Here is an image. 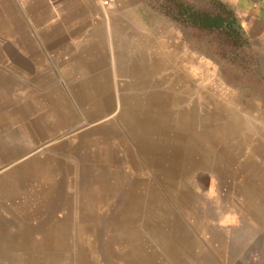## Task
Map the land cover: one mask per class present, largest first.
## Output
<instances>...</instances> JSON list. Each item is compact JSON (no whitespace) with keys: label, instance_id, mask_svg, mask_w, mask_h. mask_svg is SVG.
<instances>
[{"label":"rangeland","instance_id":"rangeland-1","mask_svg":"<svg viewBox=\"0 0 264 264\" xmlns=\"http://www.w3.org/2000/svg\"><path fill=\"white\" fill-rule=\"evenodd\" d=\"M173 23L177 62L141 53L82 110L6 133L0 264H264V79Z\"/></svg>","mask_w":264,"mask_h":264},{"label":"crops","instance_id":"crops-1","mask_svg":"<svg viewBox=\"0 0 264 264\" xmlns=\"http://www.w3.org/2000/svg\"><path fill=\"white\" fill-rule=\"evenodd\" d=\"M221 1L240 20L264 79V0ZM152 2L0 0V147L8 132L33 131L36 116L82 110L83 98L118 82L116 69L141 53L169 50L177 62L178 27Z\"/></svg>","mask_w":264,"mask_h":264},{"label":"trees","instance_id":"trees-1","mask_svg":"<svg viewBox=\"0 0 264 264\" xmlns=\"http://www.w3.org/2000/svg\"><path fill=\"white\" fill-rule=\"evenodd\" d=\"M212 9H199L183 0H161L162 9L178 24L209 35H219L225 44L243 53L251 42L235 12L221 0H209Z\"/></svg>","mask_w":264,"mask_h":264},{"label":"built area","instance_id":"built-area-1","mask_svg":"<svg viewBox=\"0 0 264 264\" xmlns=\"http://www.w3.org/2000/svg\"><path fill=\"white\" fill-rule=\"evenodd\" d=\"M104 8H109L111 5V0H100Z\"/></svg>","mask_w":264,"mask_h":264}]
</instances>
